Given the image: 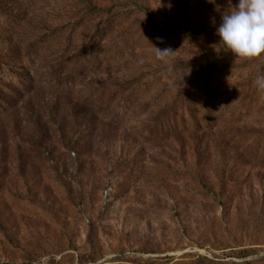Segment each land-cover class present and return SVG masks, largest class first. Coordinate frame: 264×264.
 <instances>
[{
    "label": "rangeland",
    "instance_id": "374dc122",
    "mask_svg": "<svg viewBox=\"0 0 264 264\" xmlns=\"http://www.w3.org/2000/svg\"><path fill=\"white\" fill-rule=\"evenodd\" d=\"M215 4L39 0L14 35H0L5 58L40 38L45 46L30 67L0 73V264H264V163L234 140L264 133L254 83L264 54L224 50L216 30L228 0ZM113 16L121 26L104 33ZM155 47L174 53L161 60ZM86 50L88 65L65 85L52 81ZM202 69L216 78L218 125L151 135ZM130 81L150 89L119 114L93 102Z\"/></svg>",
    "mask_w": 264,
    "mask_h": 264
},
{
    "label": "trees",
    "instance_id": "16d2710c",
    "mask_svg": "<svg viewBox=\"0 0 264 264\" xmlns=\"http://www.w3.org/2000/svg\"><path fill=\"white\" fill-rule=\"evenodd\" d=\"M39 0H0V35H14L15 31L20 27L23 19L22 13L35 5ZM119 22V23H118ZM121 21L117 16L111 17L107 22L108 25L104 28V33L114 31L115 27L121 26ZM110 32V33H111ZM44 39L40 38L32 42L29 49L21 58H5L0 56V73L7 64L31 66L32 63L45 51V46L42 45ZM91 50V49H90ZM90 50H86L78 59L69 60L68 67L72 69L68 76L66 68L62 62L57 68L53 69L52 81L61 85H65L75 75L76 71H80L84 66L88 65L92 59ZM2 55V54H0ZM5 56V55H4ZM5 79V78H4ZM13 83L20 88H24L26 80L24 78H13ZM3 79H0V81ZM216 80L212 72L208 69H202L192 75L186 85L177 92L175 99L171 105L162 111L157 119L151 124L149 131L154 137L173 136L189 132H203L212 130L217 125L219 120L216 117V97L213 92V81ZM135 81H130L122 84L116 90L99 89L92 94L93 102L101 103V107L105 110L112 108L116 104L117 113L124 109L121 105L131 103V98L140 97L144 92L150 89V85L144 84L132 88ZM17 93V92H15ZM199 95L203 100H197ZM90 98V97H89ZM6 103L0 101V110H4ZM128 110V109H127ZM119 114V113H118ZM235 142L241 145L248 144L247 154L253 161L264 163V133L242 134L234 138Z\"/></svg>",
    "mask_w": 264,
    "mask_h": 264
},
{
    "label": "clouds",
    "instance_id": "9594fccd",
    "mask_svg": "<svg viewBox=\"0 0 264 264\" xmlns=\"http://www.w3.org/2000/svg\"><path fill=\"white\" fill-rule=\"evenodd\" d=\"M219 11L220 5L209 0ZM225 51H230L236 59L252 60L264 54V0H239L232 5L228 0L227 10L221 13V23L216 30ZM157 58L164 60L174 53L170 48H156ZM182 79V76H180ZM257 88L264 92V75L255 80ZM264 100V95L261 96Z\"/></svg>",
    "mask_w": 264,
    "mask_h": 264
}]
</instances>
